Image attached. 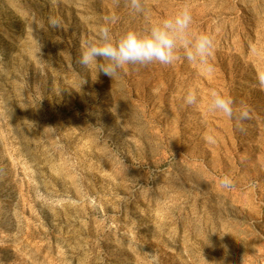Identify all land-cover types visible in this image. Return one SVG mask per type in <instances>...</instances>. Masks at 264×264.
Wrapping results in <instances>:
<instances>
[{
	"label": "rangeland",
	"instance_id": "rangeland-1",
	"mask_svg": "<svg viewBox=\"0 0 264 264\" xmlns=\"http://www.w3.org/2000/svg\"><path fill=\"white\" fill-rule=\"evenodd\" d=\"M142 2L0 0V264H264V0ZM181 9L171 64L79 63Z\"/></svg>",
	"mask_w": 264,
	"mask_h": 264
},
{
	"label": "clouds",
	"instance_id": "clouds-1",
	"mask_svg": "<svg viewBox=\"0 0 264 264\" xmlns=\"http://www.w3.org/2000/svg\"><path fill=\"white\" fill-rule=\"evenodd\" d=\"M130 2L137 12L143 11L142 0H130ZM192 19L188 9H181L173 16L150 25L143 33L128 30L115 41L112 40L109 29L105 27L98 42H88L82 49L79 63L85 67L94 66L97 72H103L111 77L118 69L128 64H171L176 58L178 42L189 29ZM51 23L55 26L58 21L53 20ZM212 48L211 37L207 34H198L193 44L185 49L184 58L189 62L197 60L203 62L211 54ZM183 100L187 105L198 103V97L193 91H188ZM209 107L229 117L234 116L233 101L218 92L211 93ZM236 118L246 119L247 113L241 112ZM220 183L223 187H231L228 176L222 177Z\"/></svg>",
	"mask_w": 264,
	"mask_h": 264
}]
</instances>
